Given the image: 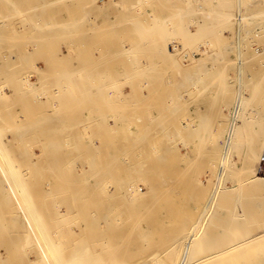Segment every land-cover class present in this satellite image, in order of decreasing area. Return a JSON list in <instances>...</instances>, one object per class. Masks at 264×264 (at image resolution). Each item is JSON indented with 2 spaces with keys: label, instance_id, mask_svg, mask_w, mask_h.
Returning a JSON list of instances; mask_svg holds the SVG:
<instances>
[{
  "label": "rangeland",
  "instance_id": "1",
  "mask_svg": "<svg viewBox=\"0 0 264 264\" xmlns=\"http://www.w3.org/2000/svg\"><path fill=\"white\" fill-rule=\"evenodd\" d=\"M256 1L0 0V58H6L0 69L9 66L12 77L30 83L34 130L28 139L8 125L3 130L0 172L6 168L10 179L24 186L4 194L0 189V259L8 258L10 249L22 264H97L99 258L100 264H150L156 239L145 232L153 225L163 230L175 208L196 220V207L215 178L201 158L187 162L191 169L183 174L192 185L176 201L174 164L185 168L184 160H193L183 156L187 133L178 136L177 124L198 105L197 117L206 119L209 109L202 105L208 101L217 120L239 86L264 99V71L257 76L253 70L263 57L256 56L251 31L245 33L248 25L238 19L251 16ZM214 12L221 18L212 31L222 41L220 51L198 65L209 69L212 87L184 99V118L173 110V83L193 78L190 36L201 15ZM239 29L240 62L236 47L222 50L234 43ZM68 69L85 75L80 87L57 82V74ZM83 85L92 87L90 95ZM0 89L7 99L10 90L2 81ZM66 109L68 123L58 119ZM80 122L83 130H71L82 129ZM50 160L58 162L52 166ZM87 165L91 172L84 171ZM53 167L58 170L48 171ZM86 175L94 178L84 186ZM107 237L114 240L110 251L103 245ZM118 248L125 258L116 263L112 254ZM214 264H264V239H251Z\"/></svg>",
  "mask_w": 264,
  "mask_h": 264
},
{
  "label": "bare ground",
  "instance_id": "2",
  "mask_svg": "<svg viewBox=\"0 0 264 264\" xmlns=\"http://www.w3.org/2000/svg\"><path fill=\"white\" fill-rule=\"evenodd\" d=\"M197 8H200L199 4ZM252 10L254 12L251 16L239 15L238 19L239 23L243 22L248 25V30H245V33L251 31L254 44L256 45V56L263 57L254 63L255 67L253 70L259 76L264 71L263 0H257L252 6ZM219 15V13L215 12L206 16L201 15L203 18L198 22L197 32L190 36L194 42L191 56L194 76L188 83H183L179 79H176V83H173L174 87L171 94L172 100H175L176 103L172 106L173 110L175 108L176 113L178 110L179 112L181 110L184 111L182 109L184 99L188 98L189 95L212 87V83L208 80L210 78L209 69L203 68L199 70L198 65L201 58L219 54V47H221L222 41H220V37L212 32L213 29L217 28L221 19ZM240 41L239 29L234 43H229V46L222 47V50L236 47L238 62L241 61ZM2 57L1 54L0 60ZM6 57L9 60L8 62H10V55H6ZM8 68L9 66L0 69L4 74V76L1 74L0 82L5 83L10 90V100L8 101L9 96L5 99L6 96L3 97L2 89H0V142L6 125L12 127L9 128L10 130H13V128L17 130V136L25 137L26 139L34 132L31 128L33 122L31 118L30 83L22 82L16 75L12 77L10 74L12 70ZM7 69L9 72L5 75V72L8 71ZM238 77L240 80L241 68H238ZM56 78L57 82L73 83L75 86L80 87V83H84L85 75L82 73L80 77L76 71L68 69L59 72ZM97 88V91L101 92V87ZM238 89L239 92L234 101L225 108L227 109L225 112L221 111L217 114V120L210 112L213 105L211 101H208L205 106L202 105L203 111L206 108L207 110L209 109L206 119L197 117L200 114L199 105L193 109V112L188 113V115H191L190 117L183 119L184 121L180 118V124L178 119H175L178 123L176 124L180 125L179 128H181L179 129L180 131L176 132L178 136H180L181 130H185V133H187V146L182 145L183 156L193 159L192 161L184 160L185 163L193 162L191 164H195L201 158L200 162L207 163V166L212 171L211 175L215 179L211 191L208 194L204 192L202 205L196 207L198 215L195 221L190 222V215L181 213L180 209L175 208L174 211L171 210L172 217L169 219V223L164 224L163 230H156L154 225L151 232L146 230L147 232H145L144 236L156 239L155 247L152 249L155 253L150 264H214L222 255L238 250L249 240L264 239V176L259 171L264 151V99L258 92H254V89L250 93L251 96L240 92V86ZM81 90L85 94L90 95L92 87L83 85ZM87 97L95 98L92 95ZM96 98L99 99L100 96ZM6 100L8 101L7 103ZM249 107H253L254 110H249ZM63 113H59L58 119L61 120L63 117L65 118L64 122L68 123L71 112L66 109L65 113ZM182 115L184 118L187 117V115L184 116V113ZM174 116L177 115L175 114ZM45 121L46 119L42 116L41 122L45 123ZM57 124H60V122ZM84 124L79 123L82 129L71 128V130L81 131L84 128ZM176 124L175 127L177 126ZM178 155L180 156V154ZM57 162L56 160L49 161L52 166L56 165ZM179 163L174 164L173 174L174 197L178 203L185 187L189 189L192 185L188 182V177H184L183 174L186 171L189 173L191 169L190 163L185 164V168L181 167ZM108 166H111V164H108ZM109 168L111 169V167ZM57 170L54 167L48 169L50 172ZM92 170L93 166L89 165L84 169L85 172H91ZM89 177L92 176H84V186H86ZM109 178L111 177H108L109 182L107 184L110 183ZM232 179L234 181H231ZM226 180L230 181L229 185H226ZM23 186L22 182H14V180L10 179L6 168L0 172V189L3 194L6 192L4 189L8 191V188H22ZM96 187L99 188L100 186ZM165 196L167 200L168 195ZM105 234V236L108 234L110 236V233ZM102 235L100 233V236ZM107 239L109 240L104 242L103 245L106 246V251H110V245L114 240L110 237H107ZM12 252L9 249V255L6 256L8 258L5 259L9 263L11 261V264L12 262L13 264H22V259L18 260L19 263L17 260L14 261L15 254L13 252L12 255ZM101 255L99 257H102ZM112 255H114L113 259L116 263L125 258V253L120 248ZM5 259L0 260L5 261ZM27 259L26 262L28 261ZM100 260L99 258L96 263H102ZM1 262L0 264H6Z\"/></svg>",
  "mask_w": 264,
  "mask_h": 264
},
{
  "label": "built area",
  "instance_id": "3",
  "mask_svg": "<svg viewBox=\"0 0 264 264\" xmlns=\"http://www.w3.org/2000/svg\"><path fill=\"white\" fill-rule=\"evenodd\" d=\"M260 173L264 176V151L261 157V161H260Z\"/></svg>",
  "mask_w": 264,
  "mask_h": 264
}]
</instances>
